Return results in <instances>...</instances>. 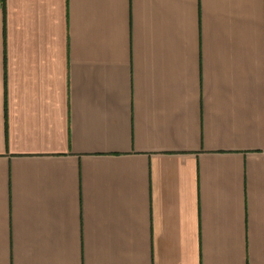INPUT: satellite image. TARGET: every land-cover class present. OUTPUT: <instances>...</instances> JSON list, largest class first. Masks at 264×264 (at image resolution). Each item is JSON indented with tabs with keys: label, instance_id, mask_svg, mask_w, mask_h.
Returning <instances> with one entry per match:
<instances>
[{
	"label": "crops",
	"instance_id": "0c3cea01",
	"mask_svg": "<svg viewBox=\"0 0 264 264\" xmlns=\"http://www.w3.org/2000/svg\"><path fill=\"white\" fill-rule=\"evenodd\" d=\"M0 264H264V0H0Z\"/></svg>",
	"mask_w": 264,
	"mask_h": 264
}]
</instances>
